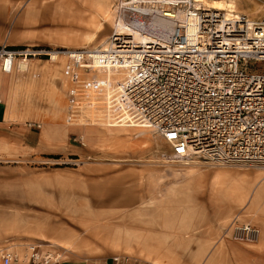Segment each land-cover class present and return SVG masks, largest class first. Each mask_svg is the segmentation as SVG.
<instances>
[{
	"label": "rangeland",
	"instance_id": "rangeland-1",
	"mask_svg": "<svg viewBox=\"0 0 264 264\" xmlns=\"http://www.w3.org/2000/svg\"><path fill=\"white\" fill-rule=\"evenodd\" d=\"M109 1L114 13V0ZM244 3L257 18L254 1ZM114 18L103 19L96 0H0V69L7 71L9 83L8 125L2 129L13 135L12 151L0 153V245L16 248L19 259L25 258L28 242H36L63 264H84L88 258L105 262L120 252L132 256L131 264H156L146 256L143 236L150 233L177 251H199L200 261L191 262L203 264L200 251L207 242L218 237L236 241L229 225L233 216L239 218L217 214L230 212L236 200L230 193L234 174L255 169L174 160L158 135H137L142 127L122 120L112 131L118 138L129 134L127 143L99 134L100 128L106 130L100 122L66 123L65 60L51 58V51L98 46L112 32ZM7 57L14 58L12 70L1 66ZM96 69L110 73L106 67ZM122 74V69L117 72ZM35 121L41 125H30ZM128 197L135 200L129 203ZM136 218L152 224H124ZM38 219L50 224L48 229L41 224L39 238L27 230ZM47 235L72 244L71 250ZM185 239L189 244L181 247ZM200 241L205 244L198 247ZM163 253L161 246L158 257L167 258Z\"/></svg>",
	"mask_w": 264,
	"mask_h": 264
},
{
	"label": "built area",
	"instance_id": "built-area-1",
	"mask_svg": "<svg viewBox=\"0 0 264 264\" xmlns=\"http://www.w3.org/2000/svg\"><path fill=\"white\" fill-rule=\"evenodd\" d=\"M114 1L109 47L60 50L66 57L67 123L80 117L89 121L91 110L103 108L119 120L130 116L127 120L150 127L169 144L173 159L263 169L264 5L256 21L248 23L244 12L224 19L221 10L200 0ZM153 4L172 29L166 39L145 41L133 29L145 30ZM99 67L124 74L113 75L115 82H110V76L94 71ZM35 124L41 122H30ZM229 234L256 241L260 228L232 218ZM28 243L21 260L16 248L0 246V264H63L41 243ZM110 257L105 262L88 258L84 264L132 262L126 252Z\"/></svg>",
	"mask_w": 264,
	"mask_h": 264
},
{
	"label": "crops",
	"instance_id": "crops-1",
	"mask_svg": "<svg viewBox=\"0 0 264 264\" xmlns=\"http://www.w3.org/2000/svg\"><path fill=\"white\" fill-rule=\"evenodd\" d=\"M96 1L98 2V5L100 6L101 12L103 14V19H104L106 17L105 16L107 13L106 11L111 6V3L109 0H96ZM238 1L243 7L248 6L249 8V5H246L244 3V1H247V0H238ZM252 1H254L255 3V9H258V11L261 13L262 7L264 5V0H252ZM260 13L258 15H260ZM113 14H112V18H114ZM247 14L249 15V10L247 11ZM258 15L256 16L258 17ZM101 22L103 23L102 20H99L97 26H100L102 24ZM104 40H106V38H104ZM104 40L100 41L99 44L104 42ZM27 60H29V58ZM13 61H14L13 57H7L1 61V66H3L4 69L12 70ZM119 70L121 71V69L117 70L115 68L113 72L109 73L105 69L104 70L96 69V68L94 69V71L97 74L98 73L106 74L110 76L109 77L110 82H115L114 81L115 79H113L114 77L113 75L115 74L117 75V72ZM5 71L6 70L0 69V129H2L4 125H8V121L6 119L7 118L6 113H7V99H8L7 96L9 92V83L7 82V77H6L7 71L6 72ZM83 76H86V75H83ZM90 93L94 99L97 97L95 92L91 91ZM90 112L91 113L89 114V117H90L89 121L93 123L100 122L101 124L105 125L106 130L103 128H100L99 130L100 131L99 134H102L103 137L114 138L116 139L117 142H120V143L121 142L127 143L130 141L131 137L129 134L124 135L121 138H118L117 137L118 134L116 135L112 131L113 129H115V126H112V125H116L117 124L116 121H118L119 119L111 111L100 108L96 111H94L93 109ZM128 118H131V117L129 116V117H124L123 119H121L123 123L121 122L120 124L127 123V125L131 124L132 126L134 125L137 127L139 126L142 127L140 129H137L133 126L135 129H137L136 131H138L137 135L148 132V129L144 128L139 122L138 123L132 122L136 120H134L133 118L127 120ZM76 120L77 121L73 122L72 124L88 123V122H83L84 120L88 121L86 118L80 117ZM79 120H82V121H79ZM67 124H71V123H67ZM120 128L127 129L128 127L120 126ZM11 132L12 131L10 130L8 131L5 129L0 130V153L1 154H7L8 152L12 151L13 135ZM128 132L130 133V131ZM52 137L53 135L51 133H48L47 140L49 139L51 140ZM43 139L44 140L46 139L45 136H43ZM254 169H255L254 172L238 171L234 174L235 181L233 183V186H231L233 190H231L230 193L232 194V196L234 195V198L237 201L236 200L231 201L232 205L230 207V210H231L230 212L220 211L217 215L218 216L231 215V217L232 215H236L241 220H247V222L250 220L254 222L255 224H258L260 228V237H259L260 239H258V241H255L253 243H246V242H242L239 240L232 241V240L223 239V238L218 237L212 243L207 242V244L211 243L210 246L208 244V247H207V244H206L204 247H202V248H206V250H203L201 248L200 252L204 254V255L202 254L203 264H264V169H261V168H254ZM183 172H185L188 175H192V173L189 172V170L187 171V169L184 170ZM192 180L193 179H190V181ZM126 200L130 203L135 200V197H128V199ZM233 218H236V217L233 216ZM129 220L130 221L125 220L124 224H128L131 226L136 225V224L141 225V226H148V224H152L150 223V221L146 219L141 220V218H136L134 220L129 219ZM29 223L32 228H28L27 230H31V229L35 230V231L33 230L31 231H33V233H35L38 238L41 235V232L39 230H42V225H45L47 229L49 228V225H50L48 221L45 219H42V220L38 219L37 222L32 221ZM143 235L144 234H142V236ZM143 237H144L143 240L145 241V246H146L145 247L146 256L152 259V261H154L156 264H193L191 261L194 259L197 262L200 261L201 254L199 253V251L195 253L194 250L187 248L183 252H180L179 250L177 251L176 249L172 248L171 245L166 246V244H164L167 241L166 239H160L161 241L158 242L157 237H155L154 239V237H151L150 233H145ZM50 238L51 237L48 236V239ZM50 241H52L53 243L55 242L59 243L63 246L68 245L67 249L71 250L72 244L64 241L63 239H59L55 237L54 239L51 238ZM189 241H190L189 239H185L183 242L180 243L181 247L189 244ZM200 242L201 243L198 244V247L200 245L205 244V242L203 241H200ZM0 244H4V242ZM161 246L165 247V253H163V255L167 256V258H163L162 256L158 257L157 251L161 248ZM66 264H69V263H66ZM72 264H81V263L74 262Z\"/></svg>",
	"mask_w": 264,
	"mask_h": 264
},
{
	"label": "bare ground",
	"instance_id": "bare-ground-1",
	"mask_svg": "<svg viewBox=\"0 0 264 264\" xmlns=\"http://www.w3.org/2000/svg\"><path fill=\"white\" fill-rule=\"evenodd\" d=\"M152 1V0H150ZM155 1V0H153ZM202 2L203 5L207 6V7H215L219 10H221V12L223 13V18H232V17H240L241 13L244 12L247 15V21L248 23H252L255 22L257 18L255 17H251L250 14H247V11L249 10L248 6L243 7L239 1L237 0H200ZM149 7V17L148 20L145 23L144 29L145 30H141L138 28H134L133 32L136 34L137 37H139L142 40H154V39H162V38H167L170 31H171V21L162 13L160 14L159 12L156 11L157 8H155V4L153 5H148ZM114 10H115V1H114ZM106 17L104 18L105 20H108L110 18H112V14H113V6L106 11ZM114 15V14H113ZM102 23V22H101ZM103 23L100 25L101 27L103 26ZM111 38L110 35L108 38H106V40H104V42H102L101 44H98V46L102 47V48H107L110 46L111 44ZM97 46V47H98ZM75 48V47H73ZM63 49V48H61ZM53 50L51 51V58H58L59 56L62 59L66 60V57L60 53V50ZM99 68H104V67H99ZM107 69L110 70V72H113L115 70V67H106ZM141 124V123H140ZM144 128L148 129V131H152L150 129V127L145 126L143 124H141ZM154 133V131H152ZM156 134V133H154ZM157 136V134H156ZM176 160V159H174ZM198 161L200 162L201 160L197 159V161H193V162H184V163H197ZM203 162V161H202ZM205 163V162H204ZM239 166H243V165H239ZM191 167V166H190ZM243 167H250L248 165L243 166ZM253 168H259V167H253ZM262 169V168H261ZM264 169V168H263ZM260 236V234H259ZM260 239V238H258ZM258 239L256 241H258ZM29 248V245H28ZM27 252V249L25 248V252H24V256L25 253ZM21 255H23V252L20 253ZM21 259V258H20Z\"/></svg>",
	"mask_w": 264,
	"mask_h": 264
}]
</instances>
